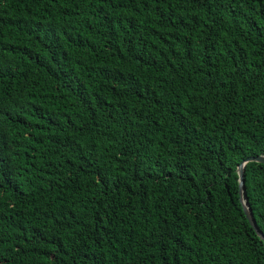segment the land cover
<instances>
[{"label":"trees","instance_id":"16d2710c","mask_svg":"<svg viewBox=\"0 0 264 264\" xmlns=\"http://www.w3.org/2000/svg\"><path fill=\"white\" fill-rule=\"evenodd\" d=\"M256 155L264 0H0V264H264Z\"/></svg>","mask_w":264,"mask_h":264},{"label":"water","instance_id":"95a60500","mask_svg":"<svg viewBox=\"0 0 264 264\" xmlns=\"http://www.w3.org/2000/svg\"><path fill=\"white\" fill-rule=\"evenodd\" d=\"M248 161H254V162H259V163L264 164V155L249 156V157L245 158L243 161H241L236 167L237 180H238V198H239V202H240L241 207H242V211H243L244 216H245L246 220L248 221L249 225L254 230L255 234L264 243V235L261 233V231L256 226L255 221H254V219L250 213V210L247 206L246 198L244 196V185H243L242 174H243L244 164Z\"/></svg>","mask_w":264,"mask_h":264}]
</instances>
